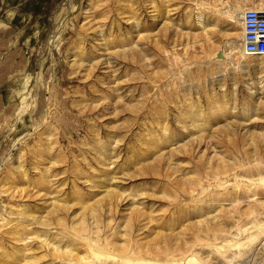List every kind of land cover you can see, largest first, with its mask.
<instances>
[{
	"label": "rangeland",
	"instance_id": "rangeland-1",
	"mask_svg": "<svg viewBox=\"0 0 264 264\" xmlns=\"http://www.w3.org/2000/svg\"><path fill=\"white\" fill-rule=\"evenodd\" d=\"M71 2L0 0V264H264V0Z\"/></svg>",
	"mask_w": 264,
	"mask_h": 264
},
{
	"label": "bare ground",
	"instance_id": "bare-ground-1",
	"mask_svg": "<svg viewBox=\"0 0 264 264\" xmlns=\"http://www.w3.org/2000/svg\"><path fill=\"white\" fill-rule=\"evenodd\" d=\"M70 1H74V0H70ZM71 2V3H72ZM256 10H258V9H256ZM171 11L172 10H169V13H171ZM140 38V37H139ZM75 48H76V46H75ZM243 36H242V42H241V46H240V49H239V52L242 54V55H244V53H243ZM72 50H73V47H72ZM193 118H197V115H195V117H193ZM113 194V193H112ZM116 194H114V197H116V199H115V201H117L118 202V204L119 203H122V202H124L125 200H126V196H124V193L122 192H120V193H118L117 194V196H115ZM255 199H251L250 200V204H254V201ZM52 205H53V207H54V210L53 211H58V210H60L61 208H62V206H60V205H58V202H57V200H55L53 203H52ZM61 207V208H60ZM255 214H256V212H252V214H251V216L253 217V216H255ZM24 224V223H23ZM221 225V224H220ZM25 228H24V232H25V234L27 235L26 236V239L25 240H23V241H25L26 243H27V239H30L31 241H34L35 239H41V237L39 236V233H38V230L37 229H43L44 231H45V233H48L47 231H48V229L50 228V224H48L46 221H44V222H39L38 220H32V221H30V222H25ZM261 229H263L261 232H258V233H254L253 234V236L252 237H250V238H248V239H246L247 238V231H242L241 229H240V227L239 226H237L236 227V233L237 234H235L236 235V239H238V241H239V243H241V242H244V241H249V240H252V239H256L257 240V242H259L258 243V245H263L264 246V240L261 238V236L264 234V226L262 225V227H261ZM260 229V230H261ZM49 240L50 239H46V238H44V239H42V243L44 244V245H47V246H54L55 245V247H54V251L56 252V253H60V251H62L61 249H60V246L59 245H56V243L54 242L52 245H50V243H48L49 242ZM236 243V242H235ZM238 244V243H237ZM89 247L91 248V250L92 249H96V250H98V248L94 245V244H92V243H90L89 242ZM31 249H29V252H31L30 251ZM34 251V250H33ZM61 254V253H60ZM63 254V253H62ZM253 256V255H252ZM238 260H239V262L237 263V264H253V262H254V258H237ZM82 260H86V258L85 257H83L82 258ZM241 261V262H240Z\"/></svg>",
	"mask_w": 264,
	"mask_h": 264
},
{
	"label": "built area",
	"instance_id": "built-area-1",
	"mask_svg": "<svg viewBox=\"0 0 264 264\" xmlns=\"http://www.w3.org/2000/svg\"><path fill=\"white\" fill-rule=\"evenodd\" d=\"M243 53L264 58V9L243 13Z\"/></svg>",
	"mask_w": 264,
	"mask_h": 264
}]
</instances>
